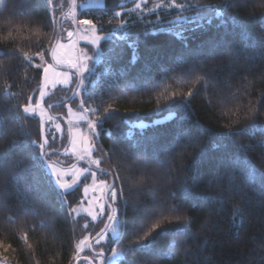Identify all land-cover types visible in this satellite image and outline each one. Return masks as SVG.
<instances>
[{
	"label": "trees",
	"instance_id": "trees-1",
	"mask_svg": "<svg viewBox=\"0 0 264 264\" xmlns=\"http://www.w3.org/2000/svg\"><path fill=\"white\" fill-rule=\"evenodd\" d=\"M68 1L0 0V151L7 152L5 164L16 163L15 179L0 175V261L5 264H72L78 242L103 224L70 214L82 200L80 186L63 197L49 189L37 160L39 120L22 109L15 118L17 106L28 104L38 89L41 69L34 66L35 53L44 49L49 62L56 18ZM111 1L77 11V19L91 20L98 33L115 31L100 42L103 55L95 74H86L79 90L82 107L96 110L86 112L88 120L101 122L93 157L102 163L100 168L82 160L73 164L111 176L123 193L115 202L125 229L121 242L96 249L108 253L127 245L158 221L161 229L151 247L165 250L173 236L168 230L180 227L175 217L186 216L190 222L186 233L175 236L177 249L144 257L146 264H264V184L259 179L264 173V0H176L189 5L186 9H154L160 0H147L138 9L135 0H106ZM180 15L190 19L177 20ZM197 75L206 78L196 82ZM62 104L50 113H61ZM252 106L256 112L249 120ZM237 130L243 131L237 135ZM64 142L59 149L52 142L45 145L46 159L53 162L54 149L61 151ZM245 165L257 171L255 181L245 179ZM142 176L146 179L139 183ZM172 205L174 213L167 211ZM236 207L242 211L234 217ZM41 220L47 227L38 226ZM25 234L32 248L21 239ZM83 255L91 254L86 249ZM126 255L142 257L141 252Z\"/></svg>",
	"mask_w": 264,
	"mask_h": 264
},
{
	"label": "snow or ice",
	"instance_id": "snow-or-ice-1",
	"mask_svg": "<svg viewBox=\"0 0 264 264\" xmlns=\"http://www.w3.org/2000/svg\"><path fill=\"white\" fill-rule=\"evenodd\" d=\"M46 2L51 5L52 0H46ZM147 0H140V3H136L135 4V9H138L141 7V4L146 3ZM162 6H168V7H176V8H181V9H186L187 7H189V5L187 4H181V3H177L176 0H169V3L167 5L164 4V0H160L159 3L154 5V9L155 8H159ZM81 8L86 7V5H81ZM197 8L201 7V5L197 4L196 5ZM221 6H217V8H220ZM222 7H227V2L222 6ZM135 9H132L130 11H134ZM153 9V10H154ZM215 14L217 16H220L221 13L220 11H216ZM72 15L74 16L75 13H72ZM121 15L120 12H116L115 16L119 17ZM177 20H185V19H190V17H185V16H177L176 17ZM75 22V21H74ZM80 24L82 25H91L92 29L95 30V25L92 23L91 20H80L79 21ZM119 28H123L124 25L120 24L118 26ZM74 35V33L69 32L68 36L72 37ZM112 35H115V31L106 34L105 36L101 37L99 35L95 36L94 40L92 41V43L94 45H98L99 41L101 39H110ZM120 39L124 40L127 39L126 35H121ZM37 46H39L42 41L37 38ZM51 44V49L49 54L51 55L53 60H56L58 63L61 62L60 59H58L57 53L58 50L63 48L64 45L61 43V41L56 38L52 41H50ZM132 47H135V41L133 42V44L131 45ZM36 56H38L40 58L41 64H36L34 65L36 68H40L44 63V57H45V52L44 49H41V51L35 53ZM103 55V53L100 52L99 48L97 47L96 51L94 52L93 56H87L86 54L84 55L83 59L78 63L77 67H78V85L79 86H84L85 82H86V75L88 77H90L91 75L95 74L94 73V67L96 64H98L100 62V58ZM24 58L26 60H28L29 62L32 61V57L29 56L27 53L24 54ZM89 62H93V67H89ZM51 71V66H45L43 68V72H44V77L39 85V91H40V96L41 98L45 97L48 95V93L46 92V87L48 86L49 83H55V81H51L49 79V72ZM55 75H60V74H55ZM206 77L204 75H197L195 77V81L199 82L200 80H204ZM59 82L61 83H68V76L66 74H64L63 79L60 80ZM177 83H180L179 81ZM5 93H7V89H5ZM15 95V94H13ZM173 96L178 95L177 93H173ZM188 95H191V90L189 91ZM262 98H264V96H262ZM29 103L25 104V105H19L17 106V112H16V119L19 120V110L22 109L23 113L26 116H32L35 115L37 113V110L40 109V103L39 101H37L36 105L33 106L31 101H32V97L29 96L28 97ZM159 103V102H158ZM59 105V101L56 102V105L53 104H49L48 107L51 108L53 106H58ZM83 106V102L82 105ZM95 112V109H88L85 108L84 112ZM106 112L108 111L107 109L105 110ZM256 112V106H252L249 109V113H248V119L251 120L254 116ZM69 113L70 115L72 114V110L69 109ZM40 116H41V132L43 133V116H44V111L42 109H40ZM169 115H172L171 111H169ZM233 115H235V113H233ZM51 119V118H50ZM79 119L83 120L85 119V117L83 115H81L79 117ZM100 121L99 119L94 123L92 121H88V127L90 129L91 132L96 133L97 128L100 126ZM57 127L59 128V125H57ZM247 127L252 128L254 127L253 125L249 124ZM243 130H237L236 134L239 135ZM261 131L264 132V128H261ZM82 142L86 145L84 151L86 154L90 155L91 153V147L90 145H88V137H81ZM33 144H35V141H32ZM73 143H75V141H73ZM47 144V141L45 140L43 143L39 144V148H40V154L39 157L37 158L38 162H39V167L41 169V171L43 172L44 175V182L48 185L49 189L57 191V194L60 197H63L69 190H71L73 188V185L76 184L77 180L79 179L80 176H82L84 173L88 172L89 169H83L80 171H77L75 173H72L74 176L73 182L72 184H69L65 181L64 177L66 175L69 174L68 171L63 170V169H59L56 167V165L54 163H52L51 161L47 160L46 157L48 155V153H46L44 151L45 145ZM106 155H108V153H105ZM112 155H115V153H112ZM7 159V152L5 151H0V175H3L4 178L7 179H15V172L14 169L16 168V163L15 161H11L9 160L7 164L4 163V161ZM102 163L101 160L99 159H95V160H91V164L96 165L97 168H100V164ZM236 162H234L235 164ZM243 174L246 180L248 181H255L258 177V173L255 170L254 167H250L245 165V167L243 168ZM100 172L108 175L109 173L107 172V170L105 169H100ZM92 177H93V184L96 185V178H97V173L96 172H92L91 173ZM230 176H234L235 173L234 171H230L229 172ZM146 178L145 177H141L140 180L138 181L139 183H143L144 180ZM259 179L261 181L262 184H264V173L259 174ZM114 180H119V176H115ZM37 183H39V181H37ZM93 190H99L102 193H110V199L113 203H115L117 201L118 196L123 199V193L122 191L118 192L116 190V188L114 187V185H110L107 184L106 181H100L98 187H94ZM23 191L26 194V198H27V194L29 193V189L25 186L23 187ZM185 191V195H187V190ZM88 192V188H85V193L87 194ZM175 195V193H173V196ZM183 198V197H182ZM34 202V201H33ZM62 204H65L66 201L62 200L61 201ZM108 208L110 209V211L107 213V219H108V223H105L104 228L101 229V233H111V238L113 240H115L117 242V244L119 245L121 242V238L122 235L125 231L124 226L121 222V220L119 219V217L117 216V209L112 207V204L108 205ZM176 205H172L170 208L167 209L168 212L174 213L176 212ZM76 210L73 208L70 210V214L71 212H75ZM88 212V215H90L92 217V220H96L98 218V216H102L104 215V205L101 203L100 204V211L98 213L93 212L92 209H87L86 210ZM241 208L240 207H236L233 210V216H239L241 214ZM29 212L28 209H23L22 210V214L27 215ZM33 215H39L40 213L38 211H33L32 212ZM163 219H167V217H162ZM9 219L11 220L12 217H9ZM175 221L180 225V227L176 228V229H169L168 231L172 232L173 236L172 238H170L166 245H165V250H160V249H155L153 247H151V242L152 239L154 238V234L157 233L158 230L161 229V224L157 221L155 223H152L148 229L146 231H144V234L142 236H139L137 238V240L127 244V245H123L122 247L118 246V247H114L112 249L111 255L107 258L105 264H117V261L120 260H124L126 261V264H146V261L144 259V257H148V256H159V255H164L167 253H173L179 244V241L177 239H175V236L178 233H186V226L188 225L189 218L184 216H176L175 217ZM171 223V221H170ZM39 227H47V223L46 220H41L38 224ZM85 228H87V224L84 225ZM101 240L105 239L104 235H101L100 233L97 234ZM21 239H23L24 243L27 244L28 248H32V245L30 243H28V238L27 235L25 234L23 237H21ZM86 240L87 238L81 240L78 244H77V251H83V247L86 244ZM99 242V241H97ZM143 242V243H142ZM90 247V245H88ZM135 252H141L142 253V257L138 260L135 256L132 257V259H128L127 258V253H135Z\"/></svg>",
	"mask_w": 264,
	"mask_h": 264
},
{
	"label": "rangeland",
	"instance_id": "rangeland-1",
	"mask_svg": "<svg viewBox=\"0 0 264 264\" xmlns=\"http://www.w3.org/2000/svg\"><path fill=\"white\" fill-rule=\"evenodd\" d=\"M116 1H118L119 4H121L128 0H116ZM135 1L140 2V0H135ZM112 4H114V2L112 1L106 2V0H83L79 3L76 0H70L67 2L66 9L64 11L61 10L59 13V15L62 13L61 15L62 18L60 19H63L61 35L59 40L64 45V47L59 49L57 53L58 59H60L61 62L58 63L56 60L52 59L53 63L51 64L50 62L45 60V63L40 67L41 77H40L39 85L44 77L43 68L45 66H51V71L49 72V79L51 81H55V83H49L48 86L46 87L45 90L48 93L47 96L41 98L39 85L35 94L31 96L32 105L35 106L37 101H39L40 109L44 111L43 129L46 127L45 130L46 133H44L42 136V132H41V141H42L41 143H43L46 140L47 144L52 142V144L56 145V148L59 149V147L61 146V142L63 141V139H65L64 146L61 148L62 152L60 154L59 152H55L52 163H54L57 168L69 172V174L64 177L65 181L69 184H72L74 179L72 173H75L83 169H89L88 165L83 166L80 164H73L75 161L82 160L88 162V164L92 165L93 167H96V165L91 164V160H95L93 157V151H94L93 139L95 138V133L91 132L88 127L89 120L86 117V112H84V108L81 106V101L79 98L80 96L79 85H78V89L74 94V97H72L70 101H66L65 103L62 104V110L61 113L59 114L62 115L64 119H66V122L59 118H54V116H52L48 111L47 109L48 105H46V102L51 101L50 104L56 103L58 101L61 102L71 94L73 86L79 75L78 67H77L78 63L83 59L85 54L87 56H93L97 47L99 48L100 42L103 40L101 39L98 45H94L92 43L95 36L99 35L103 37L104 35L98 33L96 27L95 30H93L91 25L80 24L79 23L80 20L77 19V11L85 8L110 6ZM81 5H86V7L81 8L80 7ZM58 6L61 7L62 6L61 3H59ZM119 11H121V9H118V12ZM72 13H75V15L73 16ZM69 32L74 33V35L72 37H69L68 36ZM36 59H37L36 60L37 63L34 62V64L35 63L41 64L40 58L38 56H36ZM92 65L93 62H89V67H92ZM57 73L60 75H55ZM64 74L68 76V83L59 82L60 80L63 79ZM69 91H70L69 95L65 97V92H69ZM40 109H38L37 113L32 116L38 118L41 127V116L39 114ZM69 109L72 110L71 115L69 113ZM54 115H57V113H54ZM81 115H83L85 119L83 120L79 119ZM65 123H67V126ZM57 125H59V128L57 127ZM81 137H88V145L92 146L90 155L85 153L84 149L86 145L82 142ZM73 141H75V143H73ZM58 149H54V151H58ZM92 172L95 171L89 169V171L84 173L82 176H80L76 184L73 185V188L80 186L82 192V200L79 203V205L74 207L76 211L73 212V214L75 216H79V215L85 216L90 222L96 225L99 223V221L100 222L103 221L104 223L107 217V207L103 200V193L99 190H93V189L94 187H98L100 181H106L107 184H109V179L108 177H104L103 175H100V173H97L96 185H94L93 177L91 175ZM86 187L88 188L87 194L85 193ZM108 195H109L107 196L108 203L112 204L113 208H116L115 203H113L110 199V194ZM101 203L104 205L105 214L102 216H98L96 220H92V217L88 215V212L86 210L92 209L93 212L98 213L100 211ZM102 235L105 236V239L101 240L100 237H98L92 244L94 249L100 246L101 247L105 246L107 248L108 245L107 243H111L115 241L111 238V233H103ZM85 238H87V240H86V244L82 246L83 251L78 252L76 246V254H75L76 256L72 264H74L77 258L84 256L83 254H85V250L88 249L89 236L86 235L81 240ZM113 248L114 246L112 247V249ZM111 252L112 250L108 252L106 260L111 255ZM93 261L98 263L99 259L96 257L94 258ZM0 264H5V263L0 261ZM78 264H87V263L81 261L78 262Z\"/></svg>",
	"mask_w": 264,
	"mask_h": 264
},
{
	"label": "water",
	"instance_id": "water-1",
	"mask_svg": "<svg viewBox=\"0 0 264 264\" xmlns=\"http://www.w3.org/2000/svg\"><path fill=\"white\" fill-rule=\"evenodd\" d=\"M61 15H62V13H61L60 15H58L57 18H56V28H55V36H54V39L58 38V35H59V21H60ZM54 39H53V40H54ZM50 49H51V46H50ZM50 49H49V52H50ZM49 52H48V58H49V62L52 64V63H53V62H52V57H51V55L49 54ZM77 87H78V77H77L76 82H75V84H74V86H73V89H72V91H71V94H70L67 98H65L63 101L59 102V104H62V103H65L66 101H68V100L72 97V95L74 94V92H75V90H76ZM52 104H53V105H56V103H52ZM51 108H52V107H51ZM51 108L47 107V109H48L49 112H50ZM50 114H51L52 116H54V118H59V119H61V120H63V121L66 122V119H64V118L62 117V115H60V114L54 115V114H52V113H50ZM65 124H66V126H67V123H65ZM68 136H69V134H68ZM63 150H64V149H63ZM56 152H62V150H61V151H56ZM46 153H48V152H46ZM78 161H80V160H78ZM85 164H87V163H85ZM87 165H88V164H87ZM88 166H89V165H88ZM89 168H90V169H94V168H92V167H90V166H89ZM94 170H95V171H99V170H97V169H94ZM109 178H110V179H109V184H110V185H113L112 177L109 176ZM108 194H109V193H107V194L103 193V200H104V202H105V204H106V207H107V210H108V212H109V211H110V209L108 208L109 203H108V201H107V196H108ZM105 223H108V219H107V217H106V219H105V221H104L102 227L99 229V231H97V232H96V233H95V234L89 239V241H88V245H90V247L88 246V250H89L90 254H91V255L100 256V257L102 258V261H101L100 264H104V254L101 253V252H95V251L93 250V248H92V244H93V242L99 237V236L97 235L98 233H100L101 235L103 234V233H101V229L104 228ZM81 261H83V262H87L88 264H94L93 261H92L88 256H82V257L77 258V259L75 260L74 264H78V262H81Z\"/></svg>",
	"mask_w": 264,
	"mask_h": 264
},
{
	"label": "flooded vegetation",
	"instance_id": "flooded-vegetation-1",
	"mask_svg": "<svg viewBox=\"0 0 264 264\" xmlns=\"http://www.w3.org/2000/svg\"><path fill=\"white\" fill-rule=\"evenodd\" d=\"M94 251H95V252H101V253L104 254V264H105V260H106L107 254H108L107 251H106V248H105V249H102V248H100V249H94ZM88 257H89L92 261H93L94 258H96V257L99 259L98 263H96L95 261H93L94 264H100L101 261H102V258H101L100 256L89 255ZM85 263H87V262H85ZM87 264H88V263H87Z\"/></svg>",
	"mask_w": 264,
	"mask_h": 264
}]
</instances>
